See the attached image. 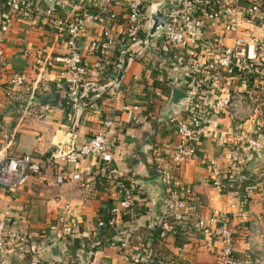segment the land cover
I'll use <instances>...</instances> for the list:
<instances>
[{
	"label": "crops",
	"instance_id": "1",
	"mask_svg": "<svg viewBox=\"0 0 264 264\" xmlns=\"http://www.w3.org/2000/svg\"><path fill=\"white\" fill-rule=\"evenodd\" d=\"M31 1L36 6L32 17L0 12V145L8 156L31 155L41 163L42 170L16 192L0 187V218L11 213L6 218L0 264L53 262L41 257L46 247L43 243L52 233L64 237L56 242L62 262L55 264H127L139 252L144 253L146 261L156 264H219L228 244L195 226L198 219H208L214 213L226 215L230 221L231 263L264 264V152L239 151L235 145L238 127L229 117H223L198 141L197 158L172 165L176 124L185 114L169 112L172 90L166 93L152 83L151 47L120 45L109 51V65L95 69V48L104 27L100 24L90 25L79 37L87 81L97 88L105 80L114 83L116 70L123 71L124 77L118 89L112 85L107 89L94 109L68 112L64 107L70 83L64 69L67 47L58 27L45 16L48 6L42 0ZM156 2L151 0V4ZM101 6L100 0H60L54 17L73 19ZM103 18L105 26L121 39L124 17L117 21ZM137 49L143 51L142 56L134 52ZM184 67L185 60L170 69L171 81L184 80ZM17 73L27 77L25 97L35 96L27 113L16 106L8 112L12 105L8 82ZM133 107L140 108L139 114ZM136 117H140L139 123ZM105 121L114 124L109 138L110 161L88 156L74 165L57 158L71 145L80 146L97 135ZM225 132L234 133L224 135L221 144L219 138ZM211 161L233 178L232 190L219 192L213 187ZM160 168L169 170L175 187L190 192L187 201L182 194L183 208L173 207L170 188L157 174ZM111 169L116 172L111 173ZM76 173L80 175L78 180L72 179ZM58 176L65 181L58 183ZM118 180L134 184L137 200L129 211L115 217L113 225L100 228L99 222L110 220L112 207L121 199ZM246 187L251 191L243 192ZM67 204L71 205L69 211ZM175 217L172 224L184 238L183 247L176 245L175 236L161 229L164 221ZM218 226L210 224L214 231ZM256 227L260 229L258 235ZM20 239L29 243L32 252H11Z\"/></svg>",
	"mask_w": 264,
	"mask_h": 264
},
{
	"label": "built area",
	"instance_id": "2",
	"mask_svg": "<svg viewBox=\"0 0 264 264\" xmlns=\"http://www.w3.org/2000/svg\"><path fill=\"white\" fill-rule=\"evenodd\" d=\"M100 1V8L85 10L73 19L56 18L55 8L45 9L46 18L58 27L68 51L64 61L65 74L70 77L69 95L64 102L68 112L94 109L97 101L108 91L106 88L94 93L95 87L86 78L87 67L79 42L84 29L100 24L104 27L102 40L95 48V69L103 70L106 64H110V50L123 44L131 47L142 43L140 47L152 49V74L156 72L157 81L168 84L173 82L170 69L185 60L184 80L180 82L175 78L173 84H168L172 88L181 83L183 87H179L189 97L183 102L181 111L175 112V115L184 113L185 116L176 124L177 141L171 157L172 165L178 166L197 158L198 141L211 132V126H216L223 117H229L238 127L235 145L239 146V151L256 154L264 148V0H162L164 15L170 13L165 15L168 25L156 35L149 47L146 37L151 25L150 15L156 11L157 4H151V0ZM35 8L31 0H0V12L5 10L19 18L32 17ZM103 17L111 21L124 17L126 26L121 39L105 26ZM137 50L134 52L142 56L143 51ZM117 75L118 70L113 75L115 80ZM27 81L25 74L17 73L8 82L10 102L23 113H27L35 102V96L26 98L24 95ZM113 82V88L118 89V84ZM35 90L32 88L30 91L35 94ZM82 92L92 94L86 104L79 99ZM139 109L132 108L138 114ZM135 121L139 123L140 117H136ZM245 125H248L247 129L242 128ZM113 128V122L105 121L97 135L80 146L71 145L68 151L59 152L57 158L74 165L88 156L110 161L109 138ZM233 133H222L219 142L224 144L223 136ZM210 168L213 187L219 192L232 190L235 184L233 178L227 176L214 161L210 162ZM41 170V163L31 155L8 156L0 145V187L7 192H16ZM110 172L114 174L116 171L111 169ZM157 174L170 188L169 198L173 207L183 208L184 199L187 201L190 198V192L173 185V177L167 168L158 169ZM72 179H80L79 173ZM64 181L63 176L57 177L58 183ZM117 187L122 193L121 199L112 207L110 220L99 222L100 228L113 225L115 217L129 211L137 200L133 183L118 180ZM66 209L69 211L71 205L67 204ZM10 214L8 211L0 218V248L5 242L6 218ZM211 223L219 224L215 231L211 229ZM195 226L209 237L216 235L228 244L222 250L219 264H229L233 257V234L228 217L214 213L208 219H198ZM55 229L52 228L53 231ZM161 229L168 235L177 234V226L168 221L163 222ZM255 233L260 234V229L256 227ZM61 240H64L63 236L52 233L43 245L47 247ZM11 252L25 255L32 252V248L25 239H20ZM146 259L144 253L139 252L127 264H142Z\"/></svg>",
	"mask_w": 264,
	"mask_h": 264
},
{
	"label": "water",
	"instance_id": "3",
	"mask_svg": "<svg viewBox=\"0 0 264 264\" xmlns=\"http://www.w3.org/2000/svg\"><path fill=\"white\" fill-rule=\"evenodd\" d=\"M48 7L54 9L57 2L60 0H42ZM164 1L158 4V7L154 13L150 15L151 25L146 37V45L151 46L152 42L155 40L156 35L160 33L163 29H165L168 25V21L163 12ZM124 77V72L120 71L118 76L116 77L115 84H120L121 80ZM171 96L167 103V108L169 112L173 113L176 110L181 111V107L183 102L188 99V95L180 88L172 87L171 88ZM14 109L13 105H10L8 112H12ZM169 117V116H168ZM261 153L264 152V148L260 149ZM41 257L44 259L49 258L51 261L55 263H61L62 259L59 254V245L54 243L48 247L42 249Z\"/></svg>",
	"mask_w": 264,
	"mask_h": 264
},
{
	"label": "trees",
	"instance_id": "4",
	"mask_svg": "<svg viewBox=\"0 0 264 264\" xmlns=\"http://www.w3.org/2000/svg\"><path fill=\"white\" fill-rule=\"evenodd\" d=\"M209 1H211V0H209ZM165 15L166 16H168V15H170V13H168V12H166L165 13ZM142 43H138V45H135L134 46V48H137L138 46H140ZM118 68H121V64L120 63H118ZM156 72H153V75L154 76H156ZM188 78V77H187ZM112 85V82H110V81H108V80H105L103 83H101L100 84V86L99 87H97V88H95V90H94V93H98V92H101V91H103V90H105L106 88H109L110 86ZM68 86H69V83H68ZM118 88L120 87V85L118 84V85H116ZM155 86H157L159 89H161V90H163L164 92H166V93H169V92H171V87L170 86H168V84H167V82H165V83H160V82H158V81H155ZM178 86H181V83H179V85ZM170 94V93H169ZM91 96H92V94L91 93H88V92H82L81 94H80V97H79V99L83 102V103H88V101H89V99L91 98ZM67 99H68V97H67ZM66 99V100H67ZM151 107V106H150ZM236 151V150H235ZM234 151V152H235ZM254 156V155H253ZM251 158H252V156H251ZM249 191H251V189H248V187H246L245 189H244V191L243 192H245V193H248ZM246 200V198H243V201H245ZM166 220H168V219H166ZM174 220H176V217L175 218H171L170 219V222L172 223V221H174ZM177 234L176 235H174L175 236V238H176V245L177 246H180V247H183L186 243H185V241H184V238L183 237H180L179 236V229H178V227H177ZM163 236H166V235H163ZM142 264H151V263H149V262H147V261H142ZM152 264H156V263H152ZM229 264H232L231 262L229 263Z\"/></svg>",
	"mask_w": 264,
	"mask_h": 264
},
{
	"label": "rangeland",
	"instance_id": "5",
	"mask_svg": "<svg viewBox=\"0 0 264 264\" xmlns=\"http://www.w3.org/2000/svg\"><path fill=\"white\" fill-rule=\"evenodd\" d=\"M161 1L158 0V2H156L155 4H159ZM158 6V5H157ZM156 6V8H157ZM141 56V55H140ZM152 80H154L152 83L155 85V81L157 80V78L155 79L154 76H152Z\"/></svg>",
	"mask_w": 264,
	"mask_h": 264
}]
</instances>
